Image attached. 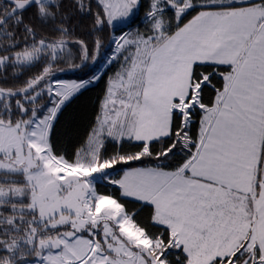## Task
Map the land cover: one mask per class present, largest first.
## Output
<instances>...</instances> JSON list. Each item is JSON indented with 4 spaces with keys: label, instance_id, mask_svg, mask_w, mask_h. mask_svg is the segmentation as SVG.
Returning <instances> with one entry per match:
<instances>
[{
    "label": "snow or ice",
    "instance_id": "6c2138e0",
    "mask_svg": "<svg viewBox=\"0 0 264 264\" xmlns=\"http://www.w3.org/2000/svg\"><path fill=\"white\" fill-rule=\"evenodd\" d=\"M0 264H264V0H0Z\"/></svg>",
    "mask_w": 264,
    "mask_h": 264
},
{
    "label": "trees",
    "instance_id": "16d2710c",
    "mask_svg": "<svg viewBox=\"0 0 264 264\" xmlns=\"http://www.w3.org/2000/svg\"><path fill=\"white\" fill-rule=\"evenodd\" d=\"M68 78H70V77H68ZM98 91V90H97ZM96 93L94 92V93H92L91 95L92 96H94ZM89 108H91V105L89 104Z\"/></svg>",
    "mask_w": 264,
    "mask_h": 264
}]
</instances>
